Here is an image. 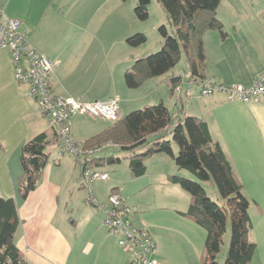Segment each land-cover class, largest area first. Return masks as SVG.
I'll return each mask as SVG.
<instances>
[{
	"label": "crops",
	"instance_id": "obj_1",
	"mask_svg": "<svg viewBox=\"0 0 264 264\" xmlns=\"http://www.w3.org/2000/svg\"><path fill=\"white\" fill-rule=\"evenodd\" d=\"M123 2L0 0V10L18 19L19 29L26 35L29 45L56 63L50 78L54 94L82 102L116 99L118 105L121 102L130 108L141 101L146 103L144 105L162 102L178 120L187 115L200 117L207 122L213 140L220 144L236 176L244 184L245 176L250 177L254 172L253 167L260 165V160L264 163V99L244 103L229 101L221 92L201 96L188 75L176 70L177 65L164 74L143 80L137 87H128L124 81L126 69L149 52L141 45L132 47L126 43L127 37L137 32L130 34L133 29L126 18L128 14L132 16V11ZM243 30L233 24L232 28L224 27L225 37L217 30L204 33L208 64L205 78L248 86L253 77L264 71L263 39H258L251 29ZM157 43L160 47L161 37ZM180 75L182 78L173 89L171 78ZM28 91V84L13 76L8 49L0 48V195L14 197L17 202L20 225L14 241L23 259L27 264H130L128 253L102 223L104 210L87 201L88 191L83 196L85 204H81L87 215L83 231L77 227L79 221L74 226L66 223L64 209L58 201L61 185L57 184L52 171L42 170L48 179L41 182V173L37 186L25 198L20 197L15 187L22 172L21 147L50 126L48 118L40 113L35 97ZM76 117L79 120L73 121ZM98 120L102 119L73 115L70 118L73 141L80 145L108 126L100 125ZM80 122L83 127L87 126L90 135L80 136ZM165 134L169 136V130ZM157 160L164 159L157 157ZM95 167L106 172L103 167ZM165 169L163 178L170 182L168 176L176 169ZM75 176L77 187L83 188L79 182V167ZM103 185L101 190L90 186L89 193L96 202L107 208V197L115 188V193L124 199L131 213H135L132 197L126 199L129 195L121 194L117 187L107 190L106 183ZM184 211L175 210L176 217L161 226H152L140 215L131 214L132 223L146 229L154 240L153 256L158 264H197L193 261L197 257L200 263L205 231L201 233L203 229L192 217L182 215ZM258 233L259 237L252 240L256 250L249 264H264V229H259ZM201 236L200 250L193 244ZM189 247L192 254L186 249Z\"/></svg>",
	"mask_w": 264,
	"mask_h": 264
},
{
	"label": "trees",
	"instance_id": "obj_2",
	"mask_svg": "<svg viewBox=\"0 0 264 264\" xmlns=\"http://www.w3.org/2000/svg\"><path fill=\"white\" fill-rule=\"evenodd\" d=\"M158 1L170 16L172 30L168 32L165 25L158 26L162 39L160 49L134 60L124 73V81L128 87H137L143 80L169 71L179 62L183 54L187 69L186 73L182 74H187L188 79L195 85L199 84L206 79L204 33L208 30H217L222 37L226 36L224 25L216 16V8L220 0ZM149 2L150 0H136L133 14L137 19L144 20L148 17ZM145 41L146 36L141 32L134 33L126 39V43L132 47L140 46ZM181 78V75L171 78L173 89ZM166 130H169L171 139L167 138ZM171 140L177 145L175 155ZM50 142L62 145L56 128L51 125L22 145L19 157L22 172L17 180V191L21 198H25L37 186L47 163L46 147ZM110 144L128 151L129 170L135 177L145 173V160L148 157L157 153H169L178 168L188 170L199 181H213L224 200L222 206L207 196L200 183L176 173L168 176L171 183L178 184L190 195L187 208L181 214L192 217L195 223L205 231L200 264H219L216 255L223 242L228 221L230 237L223 264L251 262L256 243L250 240L248 235L253 226L248 211L250 200L244 195L241 181L236 176L220 144L213 140L204 119L187 115L182 120H178L162 102L144 105L110 122L102 131L84 140L78 146L85 149L99 148L97 150L99 152ZM95 153L75 156L80 175L89 167L100 171L95 166L103 167L105 161L109 163L120 161L119 157L105 158L96 156ZM79 182L80 186L86 189L80 178ZM115 192L114 188L109 195H117L123 205L128 207L127 217L132 223L133 212L131 213L124 199ZM91 198V193H88L87 201L90 203ZM93 205L97 207L95 203ZM19 225L20 218L15 198L0 195V264H27L14 241ZM132 225L135 226L133 223Z\"/></svg>",
	"mask_w": 264,
	"mask_h": 264
},
{
	"label": "rangeland",
	"instance_id": "obj_3",
	"mask_svg": "<svg viewBox=\"0 0 264 264\" xmlns=\"http://www.w3.org/2000/svg\"><path fill=\"white\" fill-rule=\"evenodd\" d=\"M123 3L124 5H127L129 10L131 8L132 11V16L128 14L126 18L128 25L133 29L130 34L134 32H141L146 36V41L142 43L140 47H146L145 49L149 52L147 54L157 52L161 47H159L157 43V39L160 38L158 26L165 25L168 32L172 29L168 13L158 0H150L147 5L148 17L144 20H139L133 14V8L135 7L136 0H126ZM133 3L134 5L132 6L131 4ZM216 16L221 20L224 27L227 29L232 28L233 24L243 27L246 31L247 29H251L254 32V35L258 39H263L264 42V0H220L216 8ZM176 65V70H178V72L183 71L186 73L187 64L183 54ZM205 70L206 72L208 70L207 61ZM144 104L146 103L141 101L130 108L119 102V108L121 112L126 114L133 109L142 108ZM77 120H79V118H73V121ZM98 121L100 125L107 126L110 124L109 121L103 119ZM78 125L81 127L80 136H83L84 134H91L88 133L86 129L87 126L83 127L81 122ZM94 128H96V126H94ZM72 133L70 129V134L72 135ZM78 138L79 140L83 139V137ZM167 138L171 139V136L169 135ZM171 147L175 155L177 153V145L172 140ZM59 150H63L64 152L59 154ZM46 152L48 153V159L43 171H52L53 177L58 181L57 184L59 186L61 185L58 201L64 209L63 217L65 218L66 223L70 226H74L76 221H79L80 223L77 227L79 230L83 231L86 226L87 215L86 208L82 205L85 204L83 196H85L87 190L85 188L77 187V178L75 173L78 165L76 164L75 156L65 150L63 145H58L55 142H50L47 145ZM95 155L105 158L108 156L119 157L120 161L114 163L105 161L103 170L107 172L109 178L105 182H101L99 180L92 181L90 183L91 189L96 188L97 190H101L104 188L103 183H106L105 188L107 190H109L112 186L117 187L121 194L124 193L127 196L129 195L126 199L132 197L134 201L132 206L135 209L133 216L140 215L143 218L142 220L148 222L152 226L156 224H159L160 226L167 225L170 222L171 217H176V214H174L176 213L175 210H186L190 201V195L178 184L164 180L163 173L166 172L165 168L168 167H175L176 169V171L171 174L176 173L180 176L200 183L204 187L205 192L210 199L221 206L224 204V200L218 193L213 181H199L188 170L178 168L175 166L169 153H159L148 157L145 160L146 171L143 175L138 177L133 176L129 170L128 151L122 150L120 147L110 144L103 147L99 152H96ZM157 157H162L164 160L158 161ZM62 159L65 161L69 160V162L63 163ZM259 164L260 165L257 167H253L254 172L250 174V177L245 176V185L241 182L244 189V195L250 200V207L248 211L253 224L248 234L250 240H254L259 237V229H264V163L260 160ZM73 166L75 168H73ZM46 178L47 174H43L42 172L40 181L42 182ZM74 179L75 182H73ZM148 181H150V185L148 184ZM14 183L16 184V180H14ZM15 188H17V185ZM201 233H204V230H201ZM229 237L230 222L228 221L226 231L223 235V242L216 255V260L219 264L224 263L225 254L228 249ZM201 240L202 236L199 238L197 243L193 244L196 249L200 248L201 250L204 242L203 240L201 246ZM186 249H188L192 254L191 247ZM193 261L200 264L198 257L197 259H193Z\"/></svg>",
	"mask_w": 264,
	"mask_h": 264
},
{
	"label": "built area",
	"instance_id": "obj_4",
	"mask_svg": "<svg viewBox=\"0 0 264 264\" xmlns=\"http://www.w3.org/2000/svg\"><path fill=\"white\" fill-rule=\"evenodd\" d=\"M19 25L18 19L10 18L0 10V48L8 49L14 78L28 84L29 94L35 97L40 113L48 118L51 126L56 128L59 141L65 150L74 156L97 152L99 148L85 149L73 141L70 134V118L82 114L114 122L121 117L118 101L109 99L82 102L72 97L54 94L51 90L50 78L56 63L29 45L25 34L19 30ZM196 85L201 96L222 92L229 101L239 100L248 103L264 99V71L253 77L248 86L240 83L225 84L213 78H206ZM58 153L62 154L61 151ZM79 178L89 193L92 181H104L108 176L89 167ZM91 201L104 210L102 223L116 237L118 245L128 253L130 264L159 263L153 256L155 243L152 237L146 229L132 225L127 217L128 207L123 205L117 195H108L107 208L93 198Z\"/></svg>",
	"mask_w": 264,
	"mask_h": 264
}]
</instances>
